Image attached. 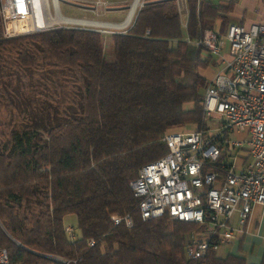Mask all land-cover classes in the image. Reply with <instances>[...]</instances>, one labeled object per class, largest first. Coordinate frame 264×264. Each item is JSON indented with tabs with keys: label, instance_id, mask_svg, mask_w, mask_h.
<instances>
[{
	"label": "trees",
	"instance_id": "16d2710c",
	"mask_svg": "<svg viewBox=\"0 0 264 264\" xmlns=\"http://www.w3.org/2000/svg\"><path fill=\"white\" fill-rule=\"evenodd\" d=\"M236 2L186 0V36L196 39L208 19H220L224 33ZM136 11L125 33L110 35V60L95 30L4 38L0 17V114H9L0 121V248L11 262L47 264L42 255L52 254L78 264L245 263L232 254L187 259L195 224L139 215L129 183L166 153L164 133L203 125L200 71L214 58L185 41L174 1ZM62 84L74 89L65 108L55 102ZM137 115L148 124L135 126ZM113 214H129L132 227L114 226ZM67 215L76 218L73 241L64 232Z\"/></svg>",
	"mask_w": 264,
	"mask_h": 264
},
{
	"label": "built area",
	"instance_id": "2783aa9c",
	"mask_svg": "<svg viewBox=\"0 0 264 264\" xmlns=\"http://www.w3.org/2000/svg\"><path fill=\"white\" fill-rule=\"evenodd\" d=\"M74 1L0 0L2 35L46 31L61 26V18L84 21L69 24L94 26L87 23L90 20L61 14L59 4ZM43 18L51 25L38 27ZM185 41L220 64L203 89L205 121L192 131L164 133L166 153L142 165L129 187L142 220L166 215L195 224L186 236L184 254L198 259L217 253L245 233L253 208H264V22L230 23L224 33L205 28L196 39L186 36ZM110 220L114 226L133 225L129 214H113ZM64 232L71 241L78 236L71 225H65ZM94 244L87 240L89 247ZM42 256L50 260L47 264L79 261ZM0 264L23 263L11 262L6 249L0 248Z\"/></svg>",
	"mask_w": 264,
	"mask_h": 264
},
{
	"label": "crops",
	"instance_id": "0c3cea01",
	"mask_svg": "<svg viewBox=\"0 0 264 264\" xmlns=\"http://www.w3.org/2000/svg\"><path fill=\"white\" fill-rule=\"evenodd\" d=\"M98 1L100 2L99 4L104 2V3H107L108 5H113V7H105V9L106 8L108 9L105 13L111 14L109 19L114 18V19H118V20L112 21V20L106 19L105 21L107 23H121L124 20L125 15L127 13V9L124 10L123 8L124 7L128 8V6H129L128 3L131 2V0H98ZM140 1H141L140 3H142L144 5L147 3H154V2H160V1H166V0H140ZM172 1H174L175 5H176V10L179 14L181 30H182V27H185V30H186V21H187L186 0H184V3H185L184 9H182V7L180 6L181 0H172ZM211 1L214 4H227L228 3V0H211ZM244 3H245V0H237L235 5H233L231 12H229L227 14L231 19L230 21H233V19H234V21L241 20L242 23H240V24H243L245 26H248L251 23H263L264 17L258 18L256 21H253V22L245 19V17H244L245 12L244 11L246 10V8L244 7ZM82 7H84L83 11L85 12V15L83 16V18L86 20L95 21V19H93L91 17L92 13L97 14L98 9H100V7L89 6V5H83ZM139 8H140V6L138 7V9ZM183 12H185V15H186L184 23H182V20H181L182 15L180 14ZM136 13H137V11H136ZM119 15H121V16L123 15V17L121 19H119ZM205 24L207 26H209V28L220 32V28H221L220 19H216V20H209L208 19L205 21ZM228 24H230V23H228ZM131 25H132V23L130 24V26L127 29H129L131 27ZM127 29L125 31H127ZM125 31H123V32L125 33ZM183 34L185 35L184 37H186L185 31L183 32ZM219 68H220V64L218 62V59L217 60L214 59V64L211 65L210 67H207L204 70H201L200 73L205 79H208L216 71H218ZM263 215H264V208H262L260 206H255L253 208L252 215H251V217H250V219L246 225L247 226L246 232L243 233L242 235H239L229 245H226L223 247L224 249L229 248L228 252L225 255L220 256L218 254L219 252H217L216 254L219 257H225L229 254L241 256V257H243V259L245 261L244 264H260L262 259L264 258V235H261V232H260L261 231L260 227L263 224V219H262ZM67 216H69V215H67ZM67 216H65L64 219ZM64 219H63V223H64Z\"/></svg>",
	"mask_w": 264,
	"mask_h": 264
},
{
	"label": "rangeland",
	"instance_id": "374dc122",
	"mask_svg": "<svg viewBox=\"0 0 264 264\" xmlns=\"http://www.w3.org/2000/svg\"><path fill=\"white\" fill-rule=\"evenodd\" d=\"M131 2H132V0H131ZM131 2L128 3V4L130 5ZM99 3L100 2L98 0H75L74 3H71V2L60 3L59 7H60L61 14L64 15L65 17L84 19L83 16L85 15V12L83 11L84 7H82V6L83 5L97 6V7H100V9H98L97 14H93L92 13V16H91L93 19H95V22L107 23L105 21L106 19L112 20V21L118 20V19H114V18L113 19H109L111 14L105 13L108 10L107 8L105 9V7H113V5H108L107 3H104V2L101 3V4H99ZM180 6L182 7V9L185 8L184 0H181ZM244 7L246 8V10L244 11L245 12V15H244L245 19L250 20V21L253 22V21H256L258 18H263L264 17V0H245ZM123 9L124 10L127 9V12H128V8L124 7ZM180 14L182 15L181 16L182 23H184L185 22V16H186L185 12L180 13ZM126 15H127V13H126ZM126 15H125V18H126ZM122 17H123V15L122 16L119 15V19H121ZM229 23H242V21L241 20L234 21V19H233V21H230ZM57 27L84 28V29L96 28V29H99L100 31H105V33H101V32L100 33H101V35L103 37L104 55H105V57L108 60H110L109 51L108 50H109V43H110V38L109 37H110L112 31L113 32H123L129 27V25L127 27H125V28H120V29L119 28L116 29L115 27H106L105 25L100 27V26H88V25L69 24V23H66V24L63 23V24H61V26H58V25L50 26V28H57ZM182 31L183 32L185 31V27H182ZM41 76H42V73H38V77H41ZM60 83H62V81ZM52 85H53L52 82H50L49 86L51 88L53 87ZM65 86H67V85L62 84L60 86L59 92H56V94H55V95H57L55 102L59 106H62L64 108L67 107V105L69 104L68 103L69 99L72 97L73 91H74L73 88L65 87ZM48 92L52 93V91H48ZM202 94H203V92H202ZM189 107H190V105L184 106V108H189ZM8 115L9 114H7L5 112H1L0 121L1 122L7 121L9 119ZM40 116H41V114H39V116L36 115V117H40ZM149 119H150L149 117H138V115H137V116L131 118V122L135 123V126H142V125L148 124ZM38 120H39L38 118L35 119V121H37V123L40 122ZM203 121H205V120H203ZM211 124L213 125V122ZM2 126L3 125H0V131H3ZM200 126L201 125L197 126L195 124L188 123V124L183 125L181 127L172 129L170 132H188V131H192V130H194L196 128H199ZM43 127H44V125H43ZM262 219H263V224L260 227L261 228L260 232H261V235H264V215H263ZM64 224L66 226L71 225L74 228H77L76 227V218H75L74 215L67 216L64 219ZM228 250H229V248L224 249L223 247H221L218 250V252H219L218 254L220 256H223V255H225L228 252Z\"/></svg>",
	"mask_w": 264,
	"mask_h": 264
},
{
	"label": "bare ground",
	"instance_id": "6f19581e",
	"mask_svg": "<svg viewBox=\"0 0 264 264\" xmlns=\"http://www.w3.org/2000/svg\"><path fill=\"white\" fill-rule=\"evenodd\" d=\"M140 6V0H132L131 4L128 7V12L126 15V18L124 19L123 22L121 23H100V22H95V21H88L87 23L94 25V26H106V27H115L117 28H125L128 25L130 26L131 22L133 21V18L135 16V12L137 10V8ZM63 23H79V22H84V21H78V20H74V19H68V18H61ZM51 22L50 21H46L44 18L43 20H39L37 22V26L38 27H42V26H50Z\"/></svg>",
	"mask_w": 264,
	"mask_h": 264
},
{
	"label": "water",
	"instance_id": "95a60500",
	"mask_svg": "<svg viewBox=\"0 0 264 264\" xmlns=\"http://www.w3.org/2000/svg\"><path fill=\"white\" fill-rule=\"evenodd\" d=\"M143 4L142 3H140V7L142 6Z\"/></svg>",
	"mask_w": 264,
	"mask_h": 264
}]
</instances>
